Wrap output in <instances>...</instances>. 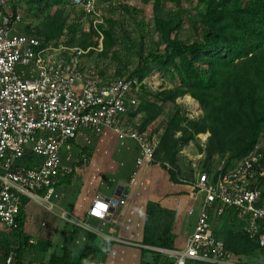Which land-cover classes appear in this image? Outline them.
<instances>
[{
	"label": "built area",
	"instance_id": "built-area-1",
	"mask_svg": "<svg viewBox=\"0 0 264 264\" xmlns=\"http://www.w3.org/2000/svg\"><path fill=\"white\" fill-rule=\"evenodd\" d=\"M84 6L89 16L103 17L95 0H84ZM24 15L14 0H0V224L11 234L20 227L24 198L55 209L56 188L74 170L63 160V150L72 141L84 137L90 143L89 132L134 141L140 148L137 167L143 168L154 162L161 139L159 133L128 124L130 111L140 104L143 82L132 76L104 79L91 74L82 63L89 50L70 45L65 36L46 40L17 31ZM261 139L233 167L198 176L194 189L202 200L198 210L190 208L197 215L193 231L183 247L161 249L171 264H245L213 228L212 215L223 216L231 208L246 220L247 234L264 250V134ZM81 161L87 164L88 156L83 154ZM126 204V193L97 198L88 215L105 222ZM15 249L17 245L0 264H29Z\"/></svg>",
	"mask_w": 264,
	"mask_h": 264
},
{
	"label": "trees",
	"instance_id": "trees-1",
	"mask_svg": "<svg viewBox=\"0 0 264 264\" xmlns=\"http://www.w3.org/2000/svg\"><path fill=\"white\" fill-rule=\"evenodd\" d=\"M79 1L56 0V5L60 7L64 3L74 4ZM147 1L153 2L156 29L166 45L161 54L152 50L147 56H143L142 62L131 75L142 82L151 73L152 65H155L166 73L175 76L178 74L180 82L175 88L156 93V101L147 99L151 91L143 85L142 92L138 94L140 104L129 115L134 118L142 114L144 123L139 128L145 131L161 115L164 104L172 103L177 106L165 122L154 159V162L157 160L163 166H170L169 172L174 182H180L177 172L181 170V147L191 142L198 144L209 162L216 155L228 156L226 167H233L253 151L259 137L264 134V0H196L198 5H203L204 11L188 18L199 36V39L191 42L181 40L179 33L186 19L183 5L194 0ZM167 1L177 9L168 12ZM14 5L21 7L15 0ZM58 14L49 17L39 36L51 40L65 33L68 18L63 15V11ZM105 19L109 27L100 24L101 29L92 28L90 36L96 35L97 40H100L102 34L103 50L107 53L117 45L118 31L114 28L115 20ZM78 26L81 24L73 22L68 28L74 34ZM97 40L81 42V45L86 48L97 47ZM188 94L200 102L204 112L201 117H190L187 111L178 107L177 99ZM203 133H210L206 148L200 143L199 135ZM73 175L65 180L71 183ZM260 182V185H264V178ZM29 201V198L23 199L20 227L14 232V239L19 244L15 250L21 261L25 260L32 245L31 237L25 233V206ZM159 207L162 206L150 201L146 220L151 219ZM234 211L229 210L221 216L227 219L230 228L226 231L221 225L216 227L215 234L224 240L226 247L237 257L251 255L256 249L261 250L246 231H234L233 225L240 221L239 212ZM170 213L172 216L175 214L174 211ZM164 232L167 238L162 247L171 249L174 243L170 238V228L167 227ZM221 232H224V238L221 237ZM92 237L96 235L92 234ZM149 242L150 239L146 237L145 243L150 244ZM8 245L5 252L9 253L13 245L10 242ZM113 245L114 242L109 241L106 252H110ZM50 246L42 242L39 244L46 251ZM98 252L100 250L96 248H89L77 254L65 248L61 253H53L47 264H87Z\"/></svg>",
	"mask_w": 264,
	"mask_h": 264
},
{
	"label": "rangeland",
	"instance_id": "rangeland-1",
	"mask_svg": "<svg viewBox=\"0 0 264 264\" xmlns=\"http://www.w3.org/2000/svg\"><path fill=\"white\" fill-rule=\"evenodd\" d=\"M15 1L17 4L21 5L22 10L25 13V18L23 22L18 25L17 31L39 34L41 30H44L45 23L50 16L54 14L57 15L63 11V15L68 18V22L67 30L61 36H65L70 45L79 46L89 50L88 54L82 60L84 67L91 74L100 76L104 79L119 76H132L131 74L142 62L143 56H147L152 50L158 51L160 54L164 52L166 44L164 43L161 34L156 29L155 11L152 1L95 0L96 8L101 9L103 17L97 15L89 16L86 14L84 0H80L78 3L74 4L73 2L68 4L64 3L61 4L60 7L56 5V0H43L42 2L39 0ZM183 8L186 13L184 18L186 19L179 36L181 40L191 42L199 39V36L195 33L194 26L188 18L204 11V7L203 5H198L197 1L194 0L191 2H185ZM166 9L168 12H171L176 10L177 7L167 1ZM104 17L115 20L116 23L114 28L118 31V43L107 53L103 50V37H101L100 40H97L96 35L90 36L93 32L92 28H95L97 24L98 28L95 29H101V27H99V21L103 20ZM105 20L106 19L104 18V22L101 23V25L104 24V26L108 28L109 24ZM73 22L81 24V26H78V30L74 34L71 29L68 28ZM92 40L99 41V45L97 47L89 46L87 48L81 45V42L89 43V41L91 42ZM142 82L145 89L151 91L150 95L147 96V99L156 101V93L167 88H175L179 85L180 81L178 74L175 76L166 73L158 69L155 65H152L151 73ZM140 92H142V88L139 93ZM196 103H198V106ZM177 104L178 107L183 109V111H187L190 117L199 118L204 113L200 102L189 94L179 97L177 99ZM163 106L164 110L161 115L158 119L150 123L145 130L150 134L159 133V137H161L164 132L166 125L165 122L168 117L177 109V106L172 103L164 104ZM133 123L141 127L144 123V117L142 114H139L134 118L130 117L128 124ZM104 137L105 138L102 141L103 136L92 135L90 136V143H88L85 138L80 140V143L82 144V148H85L84 150L88 151L91 156H93V152L95 153L93 160H91L87 168L90 176H96V182H98L97 187L101 185L102 181L111 184L114 187L117 182H120L119 179L121 176L119 173L121 171L119 170L122 168L121 160L124 157L127 156L126 158H130L129 162L132 161L128 171L133 172V160L137 156V145L128 142V140L122 142L117 136L111 134ZM209 137L210 133L199 135L200 143L203 144L202 147L204 146L203 148H206V142ZM259 141H262L261 136L258 139V142ZM79 154L80 149L78 148H76L73 153L68 151L67 156H71V159L67 158L65 160L66 164L71 167H79L81 170L84 165L83 162H79V160H81V155ZM181 154V170L177 172V179H179L180 182L196 180L203 171L210 170L211 173H214L219 171L222 166L227 169L225 162L228 156L223 157L222 155H216L211 162H209L206 155L201 152V149L196 142H191L188 145L182 146ZM126 158L123 159L125 164L123 166L128 165V160H126ZM156 161L157 160H155V162ZM155 164L159 163L156 162ZM163 167L168 171L170 170V166ZM133 176L134 172L131 178H129V182L123 183L124 186L131 187ZM148 187V184L142 185V189H138L139 192L137 193V197H140L141 195L142 198L143 196H147L149 193ZM152 189L158 191V187L156 186L151 187V190ZM195 192L197 191L195 190ZM262 192L264 193V190H262ZM194 194L197 197H200L197 193ZM194 198L196 197L194 196ZM47 206L49 205L43 203L39 204L38 202L31 200V206L28 208L31 214L28 225L26 226L29 228L32 226L34 230V233L29 235L31 239H33V242H31L32 245L28 249L25 258V261H28L29 264H47L53 253H60L65 248H69L77 254L89 248H100L101 251L106 252L107 243L109 241L124 246L127 250V254L125 255L126 261L124 264H140V253L142 252L144 254L142 264H170L171 260L169 256L161 250V248H164L162 246L167 238L164 231L167 227L170 228V238L174 243L173 248H176L177 244L175 243L173 232L174 227L177 224L180 229L182 228L183 224L178 217H184L183 214L186 211L184 205V207H178V210L161 205L162 207L157 209L155 215L151 219L146 220L144 213H138L137 215H134L133 222L131 221L128 225L124 224L122 226L120 225L121 223L117 224V226L103 225L102 222L82 216V220L86 224V226L83 225V227L72 223V217H70L69 212L63 211V209L70 210V207L66 205L64 200L52 212L47 209ZM173 211L175 212L174 216L170 213ZM193 215H196V212H194ZM122 217H124V215ZM124 220L123 218H120L119 222ZM193 225V221L191 220L187 225L185 223L183 226L185 229L182 228L183 230H180L181 233L178 237L179 246L185 244V237L191 233L194 227ZM221 225L222 224H220V226ZM216 226H218L217 223ZM222 227L227 231L230 228V225L226 223ZM224 232H221L222 238L225 236L222 234ZM92 234H95L96 237H92ZM184 235L186 236L183 237ZM9 237L11 238H0V251L3 253L6 251V246H9V242L13 246L19 245L14 239V233L10 234ZM146 237L150 239V244L145 243ZM41 242L51 245L47 251L39 247ZM135 252H137L139 257L134 255ZM239 258V260L243 261L245 264H264V250L256 249L251 255H245ZM96 259L97 258L95 257L91 259L92 264L97 263Z\"/></svg>",
	"mask_w": 264,
	"mask_h": 264
},
{
	"label": "crops",
	"instance_id": "crops-1",
	"mask_svg": "<svg viewBox=\"0 0 264 264\" xmlns=\"http://www.w3.org/2000/svg\"><path fill=\"white\" fill-rule=\"evenodd\" d=\"M92 135H95V134L89 132V137ZM104 138L105 137L103 136L102 141L104 140ZM83 139L84 137H79L77 141H72L70 146H65L63 150L64 164L67 165L65 162L67 158L71 159V156L69 157L67 156L68 151L73 153L75 152L76 148L80 149L79 155H81V160H82V155L86 154L89 158V162L87 164H83L84 166L81 170L79 169V167L72 166L74 170L72 171V173L66 174L62 177L61 182L58 184L56 188V191L59 194V197L54 199L55 201L54 204L56 205V207L59 206L60 203L63 202V200L65 201L66 205L70 207V210L63 209V211L69 212L70 217H72V223L79 225L77 222L78 221L83 222L82 216H86L91 220L99 221L98 219L91 218L88 215V211L92 203L94 202V200L97 198L105 197V196H111L115 194L120 195V194L126 193L127 204L119 208L117 211L113 212L107 221L105 222L99 221V222H102L103 225H108V226H111V225L117 226V224L119 223H121L120 224L121 226L124 224L128 225L129 222L130 223L131 221L133 222L134 215H137L138 213L139 214L144 213L146 216V212H147L146 208L148 206V203L150 201H153L156 204H160L162 206L177 209V210L179 209L178 207L185 206L186 211L183 214L185 218L183 216H179L178 219H180V222L183 224V226L185 225V223L187 225L191 220L193 221V224L195 225V222L197 220V215H193V213L189 210V208L194 206L195 209L198 210L201 204L202 194L195 192V189H194V183L198 180V177L196 180L174 182L171 178L170 172L166 170L163 167V165L155 164V162H153L151 164L145 165L143 168H138L137 158L140 154V148L137 145V143H135L134 141H128V142H132L137 145L136 146L137 156L133 160V169H132L134 173L138 171V175L136 178L137 182L131 187L124 186L123 183L129 182V178H131V176L133 175V172L128 171L130 169L129 167L132 161L129 162L130 158H126L127 156L126 157L123 156L124 158H126V160H128L127 161L128 165L123 166L125 165L124 160H123L124 158H123L121 160L122 168L119 170L121 171L119 173L121 176L119 179L120 182H117L116 186L113 187L111 184L104 183V181H102L101 185L97 187L98 182H96L97 181L96 176L95 175L90 176L88 172V168H87L88 164L91 162V160H93L95 153L93 152V156H91V154H89L88 151L84 150L85 148H82V144L80 143V140H83ZM81 160H79V162H82ZM71 174H74L72 178V182L68 183L65 179H67ZM211 174H214V173H211ZM77 178H80V179H77ZM145 184L146 185L148 184L149 186L148 195L143 196V198H142V195L140 196L141 198L137 197V193L139 192L138 189L139 188L142 189V185H145ZM154 186L158 187V191H155L154 189L151 190V187H154ZM260 188H263V184L260 185ZM194 193H197L198 195H200V197L199 196L197 197ZM194 196L196 198H194ZM29 206H31V200L25 206V211L27 214L26 225H28V221L30 220V214H31V212L28 210ZM234 209L236 210V208H231L230 211L232 210V212H235ZM122 214L124 215V217H122L123 216ZM120 218H123V220L124 219L125 220L119 222ZM215 222L218 224V226H216ZM226 223H227V219L221 216H217L216 214L212 215V224H213L214 230L216 229V227L217 228L220 227V224L224 225ZM229 223L231 224V222ZM246 223H247L246 220L240 216V221H238L237 223L233 225L234 231H240V230L246 231L245 230ZM26 225H25V233L27 235H32V233H34L32 226H30L29 228ZM183 226L182 228H184ZM175 227H174L173 232H174V240H175V243L177 244V247L171 248V249H177L184 245V244L182 246L178 245L179 244L178 237L181 233L180 230H183V229L182 228L180 229V227L177 224ZM10 234L11 233L6 232L3 228V225L0 224V238L10 239L11 238L9 237ZM188 235L183 236V237L186 236L184 243L186 242ZM30 242H33V239H31ZM96 249L100 250V252L93 255L90 258V260L87 262V264H92L91 259L93 257L97 258L96 264H124V262L126 261L125 255L127 254V250L125 249L124 246L117 245L115 242L110 252L101 251L100 248H96ZM161 249H170V248H161ZM6 253L7 252L3 253L2 251H0V258L3 257ZM134 255L138 256L137 252H135ZM140 256H141L140 264H142L144 260L143 252L140 253Z\"/></svg>",
	"mask_w": 264,
	"mask_h": 264
},
{
	"label": "bare ground",
	"instance_id": "bare-ground-1",
	"mask_svg": "<svg viewBox=\"0 0 264 264\" xmlns=\"http://www.w3.org/2000/svg\"><path fill=\"white\" fill-rule=\"evenodd\" d=\"M190 100V99H189ZM191 102H192V100H191ZM196 105L198 106V103H196ZM194 107V106H193Z\"/></svg>",
	"mask_w": 264,
	"mask_h": 264
},
{
	"label": "snow or ice",
	"instance_id": "snow-or-ice-1",
	"mask_svg": "<svg viewBox=\"0 0 264 264\" xmlns=\"http://www.w3.org/2000/svg\"><path fill=\"white\" fill-rule=\"evenodd\" d=\"M101 207H104L103 205H101Z\"/></svg>",
	"mask_w": 264,
	"mask_h": 264
}]
</instances>
